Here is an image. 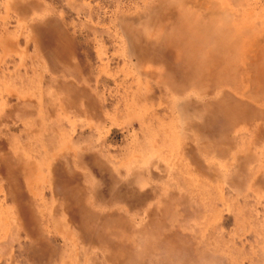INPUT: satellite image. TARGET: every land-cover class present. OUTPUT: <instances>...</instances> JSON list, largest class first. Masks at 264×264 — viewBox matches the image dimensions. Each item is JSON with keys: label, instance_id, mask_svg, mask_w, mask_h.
Returning <instances> with one entry per match:
<instances>
[{"label": "rangeland", "instance_id": "374dc122", "mask_svg": "<svg viewBox=\"0 0 264 264\" xmlns=\"http://www.w3.org/2000/svg\"><path fill=\"white\" fill-rule=\"evenodd\" d=\"M0 264H264V0H0Z\"/></svg>", "mask_w": 264, "mask_h": 264}]
</instances>
